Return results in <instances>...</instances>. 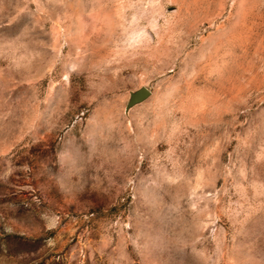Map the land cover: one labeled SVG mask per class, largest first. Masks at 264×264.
Instances as JSON below:
<instances>
[{
  "label": "rangeland",
  "instance_id": "rangeland-1",
  "mask_svg": "<svg viewBox=\"0 0 264 264\" xmlns=\"http://www.w3.org/2000/svg\"><path fill=\"white\" fill-rule=\"evenodd\" d=\"M0 264H264V0H0Z\"/></svg>",
  "mask_w": 264,
  "mask_h": 264
},
{
  "label": "water",
  "instance_id": "water-1",
  "mask_svg": "<svg viewBox=\"0 0 264 264\" xmlns=\"http://www.w3.org/2000/svg\"><path fill=\"white\" fill-rule=\"evenodd\" d=\"M151 96L149 89L142 87L129 94V99L125 107V111L128 112L131 108L145 102Z\"/></svg>",
  "mask_w": 264,
  "mask_h": 264
}]
</instances>
